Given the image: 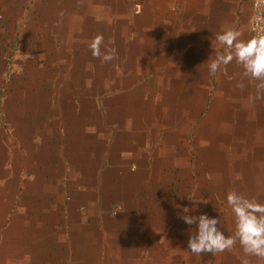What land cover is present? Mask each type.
Returning <instances> with one entry per match:
<instances>
[{
  "label": "crops",
  "instance_id": "crops-1",
  "mask_svg": "<svg viewBox=\"0 0 264 264\" xmlns=\"http://www.w3.org/2000/svg\"><path fill=\"white\" fill-rule=\"evenodd\" d=\"M40 1L25 31H42L35 21L55 17L45 7L57 1L62 18L48 33L62 55L51 64L64 72L0 93L10 97L0 104V264H241L239 244L191 254L196 226L180 216L187 208L222 219L228 236L229 191L264 203V100L250 99L247 79L235 88V61L232 80L210 76L207 62L222 50L218 32L252 38L251 0ZM73 8L75 28L66 19ZM97 35L116 57L106 94L104 82L88 88ZM95 64V79H109Z\"/></svg>",
  "mask_w": 264,
  "mask_h": 264
},
{
  "label": "clouds",
  "instance_id": "clouds-1",
  "mask_svg": "<svg viewBox=\"0 0 264 264\" xmlns=\"http://www.w3.org/2000/svg\"><path fill=\"white\" fill-rule=\"evenodd\" d=\"M243 32L236 28H228L218 32L215 40L222 50L217 51L215 58L208 62L209 75L215 76L218 72L228 77L227 66L233 61L242 68L235 88L245 90L244 80L247 79L256 89L255 96L250 97L253 102L264 100V34L242 39ZM102 35L93 38L89 47L94 58L102 63L115 59L114 50L104 48ZM226 201L235 220V232L226 236L221 231L222 219L210 218L207 214L190 215V210L182 209L180 219L189 226L195 225L196 229L190 232L188 248L190 253L201 256L202 253H211L213 256L230 251L237 244L242 248L245 258L241 264H251L249 257H256L264 262V203L255 198L231 190L227 193ZM207 203V202H204Z\"/></svg>",
  "mask_w": 264,
  "mask_h": 264
},
{
  "label": "rangeland",
  "instance_id": "rangeland-1",
  "mask_svg": "<svg viewBox=\"0 0 264 264\" xmlns=\"http://www.w3.org/2000/svg\"><path fill=\"white\" fill-rule=\"evenodd\" d=\"M56 3L45 7L52 9V12L55 11V17L48 15L47 17L40 19L41 22L35 21L39 22L40 25L44 27V32L42 27L38 25L39 30L42 31L26 32L25 29H27L28 25H31L30 23L35 18V14H32V10L36 8L39 11V9L42 8L41 1L0 0V84L2 85L0 93L5 92L7 90L6 87L8 86L9 88L10 83H15L17 80L19 82L21 79H23L24 82L26 79H32L42 83L46 79L49 72L53 74L54 69L56 70V78L63 77L64 66L60 64L56 65V68H54L53 63L51 64L53 55L59 56L62 55V53H58V51L60 52L59 47H53V39L48 33L50 28L51 30L53 29V25L49 22L57 21L56 18H62V14L60 13L63 12V10L58 8V5H55ZM45 5L46 4L42 6L44 7ZM79 16L80 15L76 8H73L69 17H66L68 24H71L72 27L75 28V26L79 24ZM94 24L95 26H99L101 24L100 19L96 18V22ZM95 59L96 58L93 57L92 51L89 48L87 63V68L90 69L88 74L89 93L90 91L96 92V84L103 82L105 94L108 92L110 93L112 90V80L110 79L108 72L111 71V64L105 63L102 65L104 76L109 77V79H95V73L99 74V69L98 72H96V68L99 67V65L95 64ZM91 74L94 76L90 77ZM6 93H8V90ZM11 96L15 101L16 94H11ZM92 96L94 102V95ZM19 97L21 98V96ZM9 102L10 97L0 95V104ZM107 103H111V101L109 100ZM221 215H227V213L224 211V214L221 212ZM184 227L188 229L191 228V226L186 223Z\"/></svg>",
  "mask_w": 264,
  "mask_h": 264
},
{
  "label": "built area",
  "instance_id": "built-area-1",
  "mask_svg": "<svg viewBox=\"0 0 264 264\" xmlns=\"http://www.w3.org/2000/svg\"><path fill=\"white\" fill-rule=\"evenodd\" d=\"M251 20L249 30L251 36H258L264 34V0H251ZM135 13L140 12L141 5L134 2L132 6Z\"/></svg>",
  "mask_w": 264,
  "mask_h": 264
}]
</instances>
